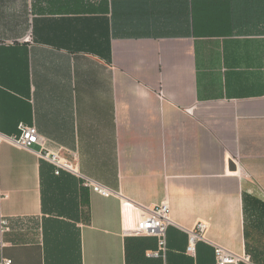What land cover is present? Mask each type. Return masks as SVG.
I'll return each mask as SVG.
<instances>
[{
	"label": "crops",
	"instance_id": "1",
	"mask_svg": "<svg viewBox=\"0 0 264 264\" xmlns=\"http://www.w3.org/2000/svg\"><path fill=\"white\" fill-rule=\"evenodd\" d=\"M19 124L41 143H0V259L264 264V0H0V134ZM125 202L169 207L163 256Z\"/></svg>",
	"mask_w": 264,
	"mask_h": 264
},
{
	"label": "built area",
	"instance_id": "2",
	"mask_svg": "<svg viewBox=\"0 0 264 264\" xmlns=\"http://www.w3.org/2000/svg\"><path fill=\"white\" fill-rule=\"evenodd\" d=\"M17 129L19 132L18 136L6 137L0 134V143L6 140L20 148H24L27 150L30 149L33 145L41 143V138L34 126L19 124ZM38 155L41 159L46 160L54 166L55 174L58 175L61 171L68 172L81 180V185L83 188L89 189L90 191L105 198L111 195V192L108 189L81 176V174L79 173L77 157L75 154L66 156L58 152L51 153L48 151H43ZM5 198L6 195L3 194L0 190V200H3ZM127 208L137 210L138 218L135 221L133 227L125 228L123 230V234L136 237L146 236L155 238L157 241V248L155 251L149 253L148 256H163L166 250V231L167 228L171 225L169 217V207L166 204H161L159 206L147 208L135 206L133 204L125 202L123 204V210H127ZM205 230V224L199 223L197 224L195 230L187 232L188 244L186 252L188 254H194L195 244L197 241L202 240ZM8 231L9 225L7 219L4 217H0V234H5ZM2 247H4V244L0 242V249ZM214 257L215 264H255L249 254L242 253L240 255H236L219 246L214 247ZM0 264H11V260L1 258Z\"/></svg>",
	"mask_w": 264,
	"mask_h": 264
},
{
	"label": "water",
	"instance_id": "3",
	"mask_svg": "<svg viewBox=\"0 0 264 264\" xmlns=\"http://www.w3.org/2000/svg\"><path fill=\"white\" fill-rule=\"evenodd\" d=\"M229 167H230V169H233V164L230 163Z\"/></svg>",
	"mask_w": 264,
	"mask_h": 264
}]
</instances>
